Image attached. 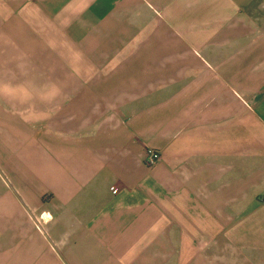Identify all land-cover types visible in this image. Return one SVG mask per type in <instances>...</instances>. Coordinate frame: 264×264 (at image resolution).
<instances>
[{
    "label": "crops",
    "instance_id": "crops-1",
    "mask_svg": "<svg viewBox=\"0 0 264 264\" xmlns=\"http://www.w3.org/2000/svg\"><path fill=\"white\" fill-rule=\"evenodd\" d=\"M0 264H264V0H0Z\"/></svg>",
    "mask_w": 264,
    "mask_h": 264
},
{
    "label": "built area",
    "instance_id": "built-area-1",
    "mask_svg": "<svg viewBox=\"0 0 264 264\" xmlns=\"http://www.w3.org/2000/svg\"><path fill=\"white\" fill-rule=\"evenodd\" d=\"M161 159V152L154 148H148L144 157V163L147 167H154ZM38 228H42V220H36Z\"/></svg>",
    "mask_w": 264,
    "mask_h": 264
}]
</instances>
